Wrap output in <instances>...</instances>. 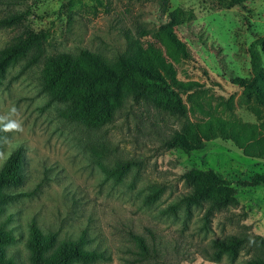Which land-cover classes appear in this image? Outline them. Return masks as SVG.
Wrapping results in <instances>:
<instances>
[{"label": "rangeland", "instance_id": "1", "mask_svg": "<svg viewBox=\"0 0 264 264\" xmlns=\"http://www.w3.org/2000/svg\"><path fill=\"white\" fill-rule=\"evenodd\" d=\"M169 6L192 8L193 20L163 28L167 17L156 0H0V18L20 16L0 28V49L27 33L39 35L0 85V116L15 106L23 124L22 133L8 132L0 142V151L25 150V180L13 188L23 195L0 214V224L17 237L8 253L22 264H30L31 222L58 241L84 236L85 248L106 257L89 264H248L261 253L253 235L264 237V185L240 182L264 173V103L246 97L234 78L251 77L249 47L264 34V0L231 8H218L216 0H170ZM139 25L148 31L141 44L165 86L179 93L186 118L128 99L100 128L65 119V105L50 102L43 87L47 59L86 48L113 63L125 49L124 32L136 35ZM255 47L264 69V44ZM186 120L201 127L204 147L166 148L163 142ZM129 160L121 177L107 171ZM191 167L231 181L238 203L208 219L206 204L187 211L181 199L190 188L182 174ZM157 189L161 194L147 201ZM230 234L245 238L238 257L212 260L211 241Z\"/></svg>", "mask_w": 264, "mask_h": 264}, {"label": "trees", "instance_id": "2", "mask_svg": "<svg viewBox=\"0 0 264 264\" xmlns=\"http://www.w3.org/2000/svg\"><path fill=\"white\" fill-rule=\"evenodd\" d=\"M156 1L166 13L167 20L163 28L184 24L194 18L192 8L177 6L169 10L170 0ZM243 1L216 0V5L218 8H231ZM19 18V15L0 18V28L18 22ZM147 33L140 25L136 35L126 30L125 49L113 63L106 62L99 54L86 48L77 53L59 52L49 57L43 75V87L49 93V101L65 105L61 115L68 121L93 129L111 122L116 111L128 99L149 101L160 110L186 118V108L179 93L165 86V77L155 58L140 42V38ZM38 38L36 33H27L0 49V85L9 67L27 53ZM259 42L264 44V34L249 47L251 77H236L234 83L242 88L246 97H254L264 103V69L261 55L255 47ZM7 133L0 131V142ZM163 144L166 148H179L185 152L200 150L204 147L201 127L186 120ZM24 162L25 150L19 146L11 151L8 160L0 167V214L7 203L23 195L14 192L13 188L22 185L25 180ZM132 163L129 160L107 171L121 177ZM182 178L190 188L181 199L187 211L192 206L206 204L204 216L208 219L215 210L238 203L236 189L231 181L211 168L191 167L182 174ZM240 183L250 187L264 185V173L255 172ZM161 192L162 189H157L147 196V201L156 199ZM134 238L142 251H147L144 239L138 235ZM253 239L261 253L251 258L248 264H264V237L253 235ZM16 241L14 233L0 224V264H22L8 253V246ZM244 241L243 236L236 234L213 239L210 258L220 260L226 255L230 260H235ZM86 242L84 236L76 240L58 241L55 233L43 232L35 222H31L26 240L30 264H89L106 258L97 249L85 248Z\"/></svg>", "mask_w": 264, "mask_h": 264}, {"label": "clouds", "instance_id": "3", "mask_svg": "<svg viewBox=\"0 0 264 264\" xmlns=\"http://www.w3.org/2000/svg\"><path fill=\"white\" fill-rule=\"evenodd\" d=\"M18 110L15 106H12L7 115L0 116V131L3 132H23V124L17 119ZM7 139V138H5ZM10 156V153L0 151V162H6Z\"/></svg>", "mask_w": 264, "mask_h": 264}]
</instances>
